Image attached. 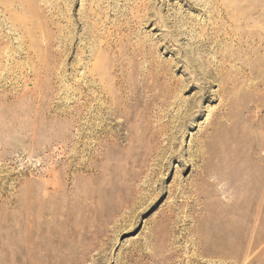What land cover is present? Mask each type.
<instances>
[{
	"label": "rangeland",
	"instance_id": "1",
	"mask_svg": "<svg viewBox=\"0 0 264 264\" xmlns=\"http://www.w3.org/2000/svg\"><path fill=\"white\" fill-rule=\"evenodd\" d=\"M0 264H264V0H0Z\"/></svg>",
	"mask_w": 264,
	"mask_h": 264
},
{
	"label": "bare ground",
	"instance_id": "2",
	"mask_svg": "<svg viewBox=\"0 0 264 264\" xmlns=\"http://www.w3.org/2000/svg\"><path fill=\"white\" fill-rule=\"evenodd\" d=\"M31 220V219H30ZM32 222H34V221H32ZM30 224H31V222H30ZM30 226V225H29ZM28 252V251H27ZM28 257H29V255H28Z\"/></svg>",
	"mask_w": 264,
	"mask_h": 264
}]
</instances>
